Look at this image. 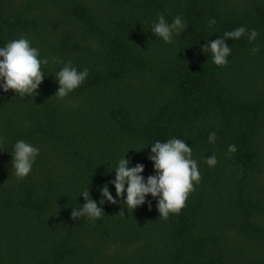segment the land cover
<instances>
[{"label":"trees","instance_id":"obj_1","mask_svg":"<svg viewBox=\"0 0 264 264\" xmlns=\"http://www.w3.org/2000/svg\"><path fill=\"white\" fill-rule=\"evenodd\" d=\"M162 12L186 23L171 43L150 30ZM241 25L256 39L229 38L227 65L214 64L203 44ZM21 36L50 63L37 93L0 91V264H264V0H0V46ZM53 58L89 72L64 98ZM171 138L200 172L178 214L159 217L149 194L73 218L81 191L99 205L127 152L147 177L151 144ZM17 140L40 149L24 179Z\"/></svg>","mask_w":264,"mask_h":264},{"label":"clouds","instance_id":"obj_2","mask_svg":"<svg viewBox=\"0 0 264 264\" xmlns=\"http://www.w3.org/2000/svg\"><path fill=\"white\" fill-rule=\"evenodd\" d=\"M216 23L215 19L209 21L211 27ZM186 28V23L180 15H176L171 22L165 18V14L159 13L157 19L152 22L151 32L156 38L165 43H171L175 35H179ZM247 33L248 40L254 41L258 32L252 29L248 32L245 26L241 25L231 31H225L223 35L215 40L203 44L202 50L209 51L212 61L218 66L227 65L231 47L227 40H238ZM259 49L253 47L254 54ZM54 63L63 66L55 74L59 87L55 93L59 98H64L78 88L88 77V69L78 70L71 61H63L53 58ZM50 63L48 58H40L39 49L31 46V41L24 36L13 39L0 46V91L7 93L9 90L15 92V96L24 97L37 93L41 85L45 71L42 65ZM216 133L209 134L208 140L214 143ZM3 138L0 137V142ZM236 151L235 145H229L228 153ZM40 149L32 144L17 140L13 145L11 170L19 178H26L32 171L33 164ZM128 153V152H127ZM126 153V154H127ZM121 157L114 168L115 178L100 186V203L93 199L89 188L80 192L85 203L80 208H73V218L86 217L90 220L100 218L104 212L102 205L105 202L116 204L118 198H123V204L134 211L137 207L144 205L149 194L157 199L156 208L159 217L167 218L170 214H178L185 206L188 194L193 190V182H199L200 172L197 161L192 158V148L179 138H171L167 141L157 140L151 144V153L148 159L153 162L154 172L145 177V165L136 163L130 166L131 161L127 155ZM205 163L214 167L218 161L215 155L205 157ZM109 183L114 185L115 197L109 189Z\"/></svg>","mask_w":264,"mask_h":264}]
</instances>
